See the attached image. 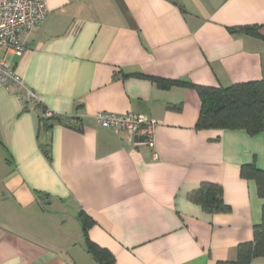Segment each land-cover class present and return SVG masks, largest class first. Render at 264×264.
<instances>
[{"label":"crops","instance_id":"0c3cea01","mask_svg":"<svg viewBox=\"0 0 264 264\" xmlns=\"http://www.w3.org/2000/svg\"><path fill=\"white\" fill-rule=\"evenodd\" d=\"M45 5L28 51L6 56L38 101L0 89V264H99L79 215L113 264L235 260L261 222L264 199L240 168L264 171V133L197 130L196 87L264 80V0ZM101 111L155 120L154 149L99 127ZM203 183L227 209L194 200Z\"/></svg>","mask_w":264,"mask_h":264},{"label":"trees","instance_id":"16d2710c","mask_svg":"<svg viewBox=\"0 0 264 264\" xmlns=\"http://www.w3.org/2000/svg\"><path fill=\"white\" fill-rule=\"evenodd\" d=\"M175 83L189 85L185 82ZM196 88L201 102L197 130H244L250 135L264 133V80L228 88ZM52 118L53 116L41 121L47 122ZM49 128L46 124L45 130ZM46 148L45 146L44 149ZM240 176L253 180L258 197L264 199V171L257 169L254 164L245 165L240 168ZM192 196L206 211L217 212L228 208L218 185L203 183L192 192ZM78 218L81 221L87 251L99 264H113L109 253L89 241L86 232L90 222L87 217L79 215ZM259 258H264V204L261 208V222L253 227L252 241L237 246L235 260L217 264H251Z\"/></svg>","mask_w":264,"mask_h":264},{"label":"built area","instance_id":"2783aa9c","mask_svg":"<svg viewBox=\"0 0 264 264\" xmlns=\"http://www.w3.org/2000/svg\"><path fill=\"white\" fill-rule=\"evenodd\" d=\"M47 14L45 0H0V89L12 88L25 106L37 102L38 97L27 90L22 77L10 66L6 56L21 57L28 51L24 36L40 28ZM52 116L49 111L43 113V119ZM95 121L103 129L127 133L154 149L155 120H145L134 113L101 111L96 113ZM154 156L157 155L154 153Z\"/></svg>","mask_w":264,"mask_h":264}]
</instances>
